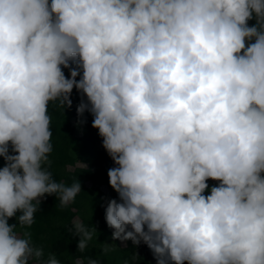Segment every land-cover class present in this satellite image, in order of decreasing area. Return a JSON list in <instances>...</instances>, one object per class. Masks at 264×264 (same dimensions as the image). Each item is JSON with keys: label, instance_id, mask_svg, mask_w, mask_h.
I'll return each instance as SVG.
<instances>
[{"label": "clouds", "instance_id": "obj_1", "mask_svg": "<svg viewBox=\"0 0 264 264\" xmlns=\"http://www.w3.org/2000/svg\"><path fill=\"white\" fill-rule=\"evenodd\" d=\"M74 88L117 165L113 239L156 264H264V0H0V264H60L16 229L81 192L43 166ZM69 231L83 251L92 231Z\"/></svg>", "mask_w": 264, "mask_h": 264}, {"label": "trees", "instance_id": "obj_2", "mask_svg": "<svg viewBox=\"0 0 264 264\" xmlns=\"http://www.w3.org/2000/svg\"><path fill=\"white\" fill-rule=\"evenodd\" d=\"M254 23V19L248 21L249 26ZM64 72L67 77L69 70L64 69ZM82 98L87 99L74 88L70 107L62 108L58 102H50L52 152L43 165L58 183L71 186L79 181L81 192L64 207L55 195H46L34 214L31 227L21 228L15 216L8 223L18 225L19 234L30 232L33 246L43 249L45 260L55 255L60 264H74L77 260L83 264L88 260H96L97 264H156V260L150 259L144 243L136 246L128 240L119 245L114 239L117 247L105 246L109 237L113 239L115 231L106 223L105 209L109 200L119 202L118 194L109 185L107 172L117 165L103 148L98 130L91 126L92 115L86 111L83 117L78 116L77 107ZM4 164L0 158V167ZM208 183L211 187L218 182L209 180ZM77 222L92 231V239L83 251L78 249L80 237L69 231Z\"/></svg>", "mask_w": 264, "mask_h": 264}, {"label": "rangeland", "instance_id": "obj_3", "mask_svg": "<svg viewBox=\"0 0 264 264\" xmlns=\"http://www.w3.org/2000/svg\"><path fill=\"white\" fill-rule=\"evenodd\" d=\"M116 240V242H118V244L120 245L121 244V242L123 243V241L122 240H119V239H115ZM115 241H114V239H112V237H109L108 239H107V241H106V247H117V243H116ZM144 248L149 252V254H150V259L152 260V261H154V260H156L155 258H154V255H153V253H152V251L147 247V245L146 244H144Z\"/></svg>", "mask_w": 264, "mask_h": 264}]
</instances>
